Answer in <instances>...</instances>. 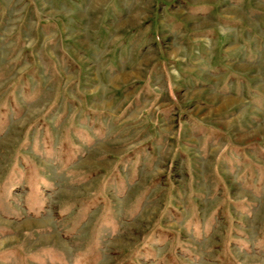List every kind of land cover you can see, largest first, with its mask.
Segmentation results:
<instances>
[{
    "label": "rangeland",
    "instance_id": "374dc122",
    "mask_svg": "<svg viewBox=\"0 0 264 264\" xmlns=\"http://www.w3.org/2000/svg\"><path fill=\"white\" fill-rule=\"evenodd\" d=\"M0 264H264V0H0Z\"/></svg>",
    "mask_w": 264,
    "mask_h": 264
}]
</instances>
